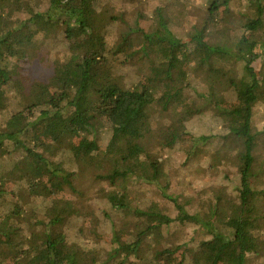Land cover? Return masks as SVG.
Listing matches in <instances>:
<instances>
[{
    "label": "trees",
    "instance_id": "trees-1",
    "mask_svg": "<svg viewBox=\"0 0 264 264\" xmlns=\"http://www.w3.org/2000/svg\"><path fill=\"white\" fill-rule=\"evenodd\" d=\"M162 1L47 0L16 25L0 15V107L7 86L16 92L0 131V264H246L245 210L263 135L253 123L264 103L254 67L263 0L238 14L234 46L209 45L207 36L235 0H204L197 18H174L182 37L169 31ZM148 13L152 31L141 23ZM45 53L52 78H30ZM226 78L234 98L224 94ZM138 113L150 130L127 144L123 132ZM200 162L224 175L223 189L209 193L208 175L198 188L179 186ZM94 184L108 192L103 232L90 240L62 209ZM173 223L206 236L191 255L168 231Z\"/></svg>",
    "mask_w": 264,
    "mask_h": 264
},
{
    "label": "rangeland",
    "instance_id": "rangeland-1",
    "mask_svg": "<svg viewBox=\"0 0 264 264\" xmlns=\"http://www.w3.org/2000/svg\"><path fill=\"white\" fill-rule=\"evenodd\" d=\"M159 1V0H157ZM165 7V17L169 20V31L178 37H182L184 33L183 24H171V21L178 17L183 23L190 22L197 18L202 13L204 0H163ZM264 4V0H263ZM249 0H235L230 5V12L219 25L212 27L207 36V42L212 46H234L236 44L235 37L242 31L238 24L239 13H249ZM47 0H42L37 3L35 0H0V15L4 16L7 22L11 25H16L19 22L32 16V13L42 12L47 9ZM186 6L187 8L185 9ZM150 12V11H149ZM187 13V15H185ZM264 21V17H263ZM141 23L145 25L147 31L154 30V23L151 15L148 13L142 19ZM258 41L264 40V27L257 33ZM254 67L261 73V79L264 82V50L263 57L260 61L254 64ZM30 78L49 81L53 75L51 57L45 53L37 59H33L29 66ZM222 87L225 89L224 94L229 98L236 97L232 85L227 82V78L222 82ZM264 84L261 85V89ZM16 92L11 87H6V98L0 107V131L6 129V122L12 113V104L15 100ZM206 117H202L193 123L200 125L205 121ZM150 117L146 113H138V115L128 124L123 132L127 144L137 142L150 130ZM253 123L263 135L258 138L257 147L254 155V164L252 169L251 186L252 192L248 201L245 218L248 221V230L250 233L251 251L246 259V264H264V103H257L254 107ZM222 132V131H221ZM203 162L199 163L197 168H190L189 174L183 176V182L180 187L191 190L194 187H199L206 180V175L209 176L208 191L209 193L220 191L225 186L222 177L213 176L212 173L206 174ZM192 174V175H191ZM216 177V178H215ZM207 181V180H206ZM189 187L187 188V186ZM108 188L102 184L93 186H85L84 196L78 199L71 200L62 209V215L68 217L72 226L83 228L89 239H93L94 232L101 233L99 228L101 209L104 206V200ZM147 197L155 199L151 188L146 190ZM190 194V193H187ZM64 204V203H63ZM171 234H176L182 241L185 247V254L191 255L195 250L196 245L205 238L195 225L173 223L168 228ZM162 247V246H161ZM178 259V257H177Z\"/></svg>",
    "mask_w": 264,
    "mask_h": 264
}]
</instances>
